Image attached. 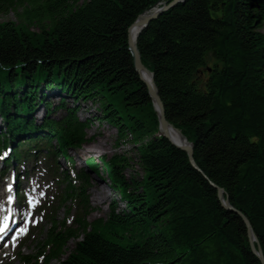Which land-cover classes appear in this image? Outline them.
Instances as JSON below:
<instances>
[{
  "label": "trees",
  "instance_id": "obj_1",
  "mask_svg": "<svg viewBox=\"0 0 264 264\" xmlns=\"http://www.w3.org/2000/svg\"><path fill=\"white\" fill-rule=\"evenodd\" d=\"M170 1L0 0V13L21 9L18 23L0 22V144L37 130L30 116L45 104L41 92L57 86L74 103H96L94 119L120 139L131 136L142 172L127 178L122 155L86 160L124 208L116 213L113 202L105 220L89 222L88 178L77 189L68 183L61 203L80 198L82 212L69 229L53 220L45 264H261L241 216L264 255V0H184L138 37L165 118L192 143L198 169L154 137L157 116L128 50L138 16ZM66 111L38 129L60 149H80L90 142L88 122ZM214 186L239 214L221 205ZM71 238L81 240L66 254Z\"/></svg>",
  "mask_w": 264,
  "mask_h": 264
},
{
  "label": "rangeland",
  "instance_id": "obj_2",
  "mask_svg": "<svg viewBox=\"0 0 264 264\" xmlns=\"http://www.w3.org/2000/svg\"><path fill=\"white\" fill-rule=\"evenodd\" d=\"M20 12L21 9L17 8L16 10L14 9H10L6 12H2L0 13V22L2 21H14L16 23H18V18L15 14V12ZM31 31H38V28L36 27H32L30 28ZM262 32L264 33V26L262 29ZM66 96V97H64ZM52 100V104L49 108V110L52 111V108L54 106H57L59 104L63 105V109H59V110H53L52 113L48 116L52 119H56L59 120L61 118H63L67 111L66 108L71 107V108H75L76 109V115L77 117L82 121V122H88V127L86 129V135L88 136V138H91V142L89 144H96L99 142L103 143V149L104 152H98V153H91V154H84L82 152V149H79V156H78V164L76 165V169L77 172H81V173H85L87 172L86 169V164L85 161L88 160V158H95L96 160H98L101 157H106V158H110L114 155H122L124 157H126L127 159H129V164L130 167L127 168L125 171H123L124 175L127 178H130L132 176H134L135 178H139L142 174L141 170L139 169V167L137 166V151H136V146L135 144L131 141V136L128 134L126 135V137L124 139H120L118 137V134L116 132V130L110 126H108L106 123L102 122V121H96L94 119V116L97 115V107L98 105L94 102L91 101H83V100H79L77 103H74L73 99L69 96V95H59L54 97ZM45 108H43L42 106L37 107V111L35 113L32 114V119L35 121L36 124H40L43 120V116H44V110ZM26 145V144H25ZM88 145V144H86ZM60 162V167L58 168L56 175L60 177V180L63 178V171L66 170V163H64L60 158H56V161ZM43 167L45 166L44 164H41ZM27 166H34V167H38L40 166V164L38 163V166H36L33 162L31 163L30 161L27 163ZM42 166H40V169H42ZM22 170V168H20ZM40 174L43 176V179H46L48 182L49 181H54L53 177L47 178L45 173H42V170L40 171ZM88 175V174H87ZM103 177H105L103 175ZM55 178V176H54ZM88 180H89V184L90 186L87 188V192L89 194V200H90V216L88 218L89 222H94V221H98V220H105L109 213L111 212V208L110 205L112 204L113 201H116V204L114 205L115 207V212L116 213H120L121 209L124 208V204L119 201L118 199V195L115 194L113 191H111L110 189L108 190L107 186H106V182L101 181V179L99 180L98 177L93 176V174L88 176ZM65 182H62L61 180V185H59L58 189L55 190V192L57 193L58 191H61L63 189V187L65 186ZM50 186V185H49ZM3 187V183L0 182V191ZM100 187L101 190L105 193V197L104 196H99V191L97 190V188ZM53 188V186H52ZM96 195V197L98 196L99 198L102 199V201L100 202V204L98 206H95V203L92 201L93 197ZM105 198V199H104ZM65 210V209H64ZM64 210L63 208H61L58 212H57V217L58 219H61L64 215ZM42 226H45L46 229L48 228L49 224L46 222L44 223ZM36 234V233H35ZM46 235V230H42V232H39L36 234V236L38 237V241H40L41 239H44ZM36 237V239H37ZM77 242V240H70L68 242L67 248L65 249L66 254H68L72 248L74 247L75 243ZM36 244H35V239L34 237H31V239L29 238V240L26 241V246H24L21 249V253L23 255H33L36 251ZM10 264H21L20 261H16V262H11ZM51 264H57L56 262L52 261Z\"/></svg>",
  "mask_w": 264,
  "mask_h": 264
},
{
  "label": "water",
  "instance_id": "obj_3",
  "mask_svg": "<svg viewBox=\"0 0 264 264\" xmlns=\"http://www.w3.org/2000/svg\"><path fill=\"white\" fill-rule=\"evenodd\" d=\"M184 0H171L169 3L161 4L158 7H154L152 10V13L147 14L146 12L142 15L138 16V18L135 20V22L129 27L128 29V50L130 52V55L132 57V63L135 71L139 75L140 79L145 84V87L147 89V94L149 96V99L152 103V107L156 113L157 121H158V131L169 140V142L174 145L176 148L184 151L187 155V159L189 164L194 167L195 169H198L194 159H193V145L192 143L188 142L186 137L183 135V133L178 130L177 128L173 127L171 124L168 123V121L165 118L164 115V109L163 105L161 103V100L158 95L157 88L154 83L153 79V73L150 72L141 62L140 55L137 49V40L139 35L142 33V31L147 27V25L158 18L162 13L174 8L176 5L183 3ZM148 80H147V79ZM170 131L176 132L177 134V140L176 142L171 140L170 138ZM217 189V197L221 205L235 213H238L235 211L228 199L225 197V192L223 189L218 188L214 186ZM239 214V213H238ZM241 216V215H240ZM242 220L245 223L246 231H247V237L249 242V247L251 252L258 258L259 262L261 264H264V255L260 249V246L258 244V240L249 224L246 218L241 216Z\"/></svg>",
  "mask_w": 264,
  "mask_h": 264
},
{
  "label": "bare ground",
  "instance_id": "obj_4",
  "mask_svg": "<svg viewBox=\"0 0 264 264\" xmlns=\"http://www.w3.org/2000/svg\"><path fill=\"white\" fill-rule=\"evenodd\" d=\"M152 10L149 11L147 14L152 13ZM170 138H171V140H173V141L176 142V140H177V134H176V132L170 131ZM103 146L104 145H103L102 142L96 143L95 145L94 144H88V145L83 146L82 152L84 154L104 152ZM97 190L99 191V196H104V197L106 196L105 193L101 190L100 187H98ZM0 196H1V194H0ZM92 201L95 203V206H98L100 204V202L102 201V199L99 198L98 196L96 197V195H95L93 197Z\"/></svg>",
  "mask_w": 264,
  "mask_h": 264
},
{
  "label": "snow or ice",
  "instance_id": "obj_5",
  "mask_svg": "<svg viewBox=\"0 0 264 264\" xmlns=\"http://www.w3.org/2000/svg\"><path fill=\"white\" fill-rule=\"evenodd\" d=\"M4 155H7V153H5ZM10 190H11V186H9V191ZM41 195H43V193H41ZM9 199H11V197H9ZM29 204H31L33 207L35 206V202H33L31 200L29 201ZM3 219H4V221H6L8 218L7 217H4ZM6 228H7V224L6 223L0 225V233H4ZM26 232H27V229L26 228H19L17 230V234L18 235L26 234ZM2 238L3 237L0 236V239H2ZM12 239L14 241L16 239V236H13ZM4 246L7 247V244H5Z\"/></svg>",
  "mask_w": 264,
  "mask_h": 264
}]
</instances>
